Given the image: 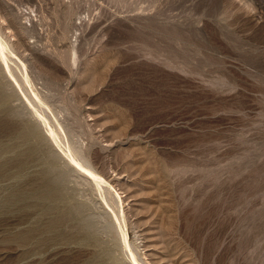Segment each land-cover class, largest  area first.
Segmentation results:
<instances>
[{
  "label": "rangeland",
  "instance_id": "rangeland-1",
  "mask_svg": "<svg viewBox=\"0 0 264 264\" xmlns=\"http://www.w3.org/2000/svg\"><path fill=\"white\" fill-rule=\"evenodd\" d=\"M0 33L122 199L0 81V264H264V0H0Z\"/></svg>",
  "mask_w": 264,
  "mask_h": 264
},
{
  "label": "bare ground",
  "instance_id": "bare-ground-1",
  "mask_svg": "<svg viewBox=\"0 0 264 264\" xmlns=\"http://www.w3.org/2000/svg\"><path fill=\"white\" fill-rule=\"evenodd\" d=\"M20 11H21V13L24 14V10H20ZM29 14H31V13H29ZM30 19H31V17L29 18V20ZM8 35H10V34H8ZM20 54H21V52H20ZM21 64L24 65V63H21V61L19 62V57H17V55L15 53V48L13 46H11V44L8 41H6L0 33V81L3 85V89H6V86H7L9 89H12L15 92V95L25 99V101L27 103L25 106H23V111H27L28 115H30L31 117L34 118L33 129L37 133H39L42 136V138L50 145L53 154H56L58 158L64 159L66 161L67 167L68 166L70 167L69 168L70 171H78L82 175H84V177H86L85 178L86 180L91 179L94 182V184H95L94 187H95V190L97 191V195H99L103 199V201L107 204L106 206H108L112 210H114V211H111L112 213L113 212L116 213V210H118V207H119L118 201L120 200L122 203V199H121L120 194L116 191L117 196L115 195V193L110 189L112 186L110 184H108V181H106L92 167L91 161H89L86 153H84L83 148L74 144L75 142L72 139V132L68 128H66V126H64L57 119V117L56 118H55V116L51 117V115L53 114L52 112H51L52 114L49 115L48 105H46V102L41 97V94L37 91V89H35L32 86V83H31L32 81L30 82V77L28 76L29 73L26 72L28 74H25V73H24L25 75L23 74L22 69H21ZM24 66H26V65H24ZM29 83L32 86V87L30 86L31 90H29L28 86H27V84H29ZM60 113H63V112L61 111ZM63 116H64V114H63ZM80 144H81V142H80ZM70 175H71V173L69 171H67V172L65 171L64 172V179L69 178ZM105 184L110 185L111 187H109ZM112 188H114V187H112ZM110 208H109V210H111ZM122 209H123V207H122ZM120 214H121V212H120ZM114 215L112 216L111 213L106 211V212H103L102 214H100L99 218L104 221V226L107 229H111L116 234H118L119 229H117V227L113 221V217H114V219L116 217V215L115 216ZM123 219H124V217H123ZM125 223H126V221H125ZM121 234H122V237L124 240L125 239L124 238V236H125L124 231H122ZM120 238H121V235H120ZM124 242L126 245L125 247H127L130 250V252H132V247L129 246V243L126 240H124ZM131 254L133 255L134 262H136L138 264L137 261L140 259V257L139 258L135 257V256H138L137 254L135 256L133 253H131ZM129 261H132V260H129ZM140 263L142 264V262L139 261V264ZM119 264H124V263L121 262Z\"/></svg>",
  "mask_w": 264,
  "mask_h": 264
}]
</instances>
